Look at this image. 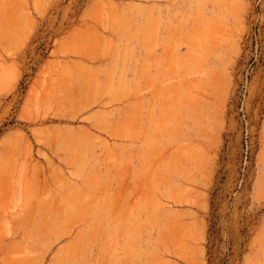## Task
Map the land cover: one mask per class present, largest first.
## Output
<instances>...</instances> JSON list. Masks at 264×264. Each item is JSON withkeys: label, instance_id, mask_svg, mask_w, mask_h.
<instances>
[{"label": "rangeland", "instance_id": "obj_1", "mask_svg": "<svg viewBox=\"0 0 264 264\" xmlns=\"http://www.w3.org/2000/svg\"><path fill=\"white\" fill-rule=\"evenodd\" d=\"M198 218L264 264V0H0V264H189Z\"/></svg>", "mask_w": 264, "mask_h": 264}, {"label": "crops", "instance_id": "obj_2", "mask_svg": "<svg viewBox=\"0 0 264 264\" xmlns=\"http://www.w3.org/2000/svg\"><path fill=\"white\" fill-rule=\"evenodd\" d=\"M198 219L197 230L189 232V264H205V226Z\"/></svg>", "mask_w": 264, "mask_h": 264}]
</instances>
